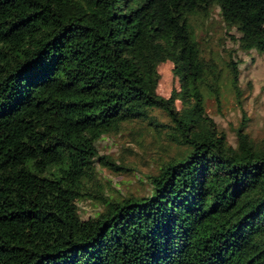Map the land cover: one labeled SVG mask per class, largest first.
I'll list each match as a JSON object with an SVG mask.
<instances>
[{
	"label": "trees",
	"instance_id": "obj_1",
	"mask_svg": "<svg viewBox=\"0 0 264 264\" xmlns=\"http://www.w3.org/2000/svg\"><path fill=\"white\" fill-rule=\"evenodd\" d=\"M215 7L234 43L221 56L191 22ZM252 50L264 0H0V264H264V138L248 131L237 57ZM168 61L180 88L165 97ZM224 85L235 144L206 105ZM135 122L166 128L177 153L150 194L101 196L83 219L96 162L123 169L95 143Z\"/></svg>",
	"mask_w": 264,
	"mask_h": 264
},
{
	"label": "rangeland",
	"instance_id": "obj_2",
	"mask_svg": "<svg viewBox=\"0 0 264 264\" xmlns=\"http://www.w3.org/2000/svg\"><path fill=\"white\" fill-rule=\"evenodd\" d=\"M191 22L197 27L198 36L203 41L206 53L221 56L222 48L226 50L234 46L232 40L223 39V21L218 7L214 8L209 18L192 16ZM231 32L236 37L240 35L235 29ZM237 57L241 60L243 106L250 118L248 131L256 140H261L264 138V52L239 51ZM220 64L222 65V62ZM172 68L173 64L169 61L159 66L161 80L158 91L165 97H169L174 88H180L179 82L173 76ZM206 105L221 128L227 132L229 141L235 144V129L242 121V111L234 92L224 85L221 99L208 96ZM177 106H180L178 100ZM156 114L160 123L168 122V117L162 112L157 110ZM161 128L159 131L145 122H135L127 125L122 133L106 135L95 143L99 154L108 155L123 169L116 170L112 166L96 162L97 172L88 182L86 195L77 203L83 219H88L102 210L101 196L110 195L121 199L131 195L150 194L148 176L157 173L163 161L177 153L175 144L169 139L168 130Z\"/></svg>",
	"mask_w": 264,
	"mask_h": 264
}]
</instances>
